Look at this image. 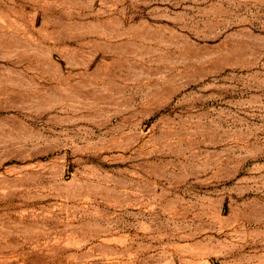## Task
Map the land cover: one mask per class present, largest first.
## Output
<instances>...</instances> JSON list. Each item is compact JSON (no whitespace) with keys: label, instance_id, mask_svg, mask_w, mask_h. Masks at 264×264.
I'll use <instances>...</instances> for the list:
<instances>
[{"label":"rangeland","instance_id":"374dc122","mask_svg":"<svg viewBox=\"0 0 264 264\" xmlns=\"http://www.w3.org/2000/svg\"><path fill=\"white\" fill-rule=\"evenodd\" d=\"M0 264H264V0H0Z\"/></svg>","mask_w":264,"mask_h":264}]
</instances>
